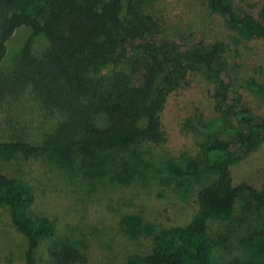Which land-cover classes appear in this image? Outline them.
I'll return each mask as SVG.
<instances>
[{
	"label": "trees",
	"instance_id": "obj_1",
	"mask_svg": "<svg viewBox=\"0 0 264 264\" xmlns=\"http://www.w3.org/2000/svg\"><path fill=\"white\" fill-rule=\"evenodd\" d=\"M207 8L223 16L242 37L264 39V5L257 18L239 10L232 0H207ZM151 23L146 0H0V65L15 31L20 27L30 31L20 53L22 69L7 88L29 87L49 113L59 111L54 129L40 144L0 142V158L21 154L62 168L78 164L89 175L116 182L112 153L140 158L138 144H161L160 114L168 96L191 71H210L218 80L225 46L197 43L180 52L158 40ZM40 37L46 45L36 53L34 41ZM245 85L264 100V82L250 79ZM218 87L215 111L235 107L229 101L230 85L220 81ZM235 115L238 127L217 122L228 139L209 146L215 157L209 170L215 178L197 190L193 219L155 235L149 252L129 256L126 264H221L216 243L207 235L208 224L228 220L239 201L264 207V182L258 189L234 185L231 174L234 158L247 156L264 143V117L247 110ZM164 169L177 177L195 173L174 163ZM30 198L25 182L0 175V208L7 210L11 226L25 240L24 264H37L41 243L54 238V224L29 215ZM122 222L132 237H138L139 218ZM240 246L245 257L233 264H264V221L240 240ZM49 258L50 264H90L81 249L66 241H54Z\"/></svg>",
	"mask_w": 264,
	"mask_h": 264
},
{
	"label": "rangeland",
	"instance_id": "obj_2",
	"mask_svg": "<svg viewBox=\"0 0 264 264\" xmlns=\"http://www.w3.org/2000/svg\"><path fill=\"white\" fill-rule=\"evenodd\" d=\"M146 1L158 40L171 43L180 52L197 43L225 46L220 77L217 80L205 70L187 74L168 96L160 114L164 141L159 145L138 144L140 158L122 151L111 154L118 169L116 182L89 175L78 164L62 168L46 159L21 154L0 158V175L21 180L30 188L29 215L48 218L54 224V238L41 243L37 264H50L49 248L54 241L70 242L81 249L90 264H126L129 256L149 252L155 235L193 219L197 190L215 178L209 170L215 157L208 149L228 139L217 122L238 127L235 113L239 110L264 117V100L245 85L250 79L264 82V39L239 35L223 16L207 8V0ZM232 1L255 18L264 5V0ZM29 36L27 28L17 29L0 65V142L21 140L38 145L59 120V111L49 113L29 87L20 91L7 88L12 76L22 69L20 53ZM44 45L43 37L35 39V52ZM139 70L134 69L138 74ZM220 81L230 85L229 101L235 107L217 113L214 107ZM233 160V184L260 188L264 182V143L249 155ZM170 163L192 168L195 173L174 176L164 169ZM132 216L141 222L136 238L122 222ZM263 221L264 207L239 201L228 220L210 222L207 235L216 243L217 260L233 264L235 259L244 258L240 240ZM24 250L23 236L11 226L7 210L0 208V264H24Z\"/></svg>",
	"mask_w": 264,
	"mask_h": 264
}]
</instances>
